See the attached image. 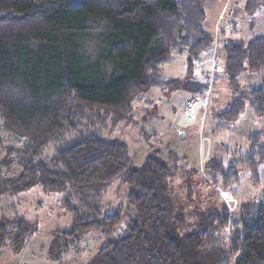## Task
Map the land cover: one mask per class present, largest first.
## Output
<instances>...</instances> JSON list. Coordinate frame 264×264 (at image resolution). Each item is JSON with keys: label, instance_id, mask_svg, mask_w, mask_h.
I'll return each instance as SVG.
<instances>
[{"label": "trees", "instance_id": "1", "mask_svg": "<svg viewBox=\"0 0 264 264\" xmlns=\"http://www.w3.org/2000/svg\"><path fill=\"white\" fill-rule=\"evenodd\" d=\"M205 3L0 0V117L8 130L27 137L24 151L31 155L11 189L41 185L47 191H70L62 204L72 222L54 231L47 251L51 259L60 261L70 243L94 230L107 240L92 264H196L205 254L214 264H264V200L240 205L239 228L225 245L218 233L227 214L212 207L191 222L178 211L168 163L176 153L167 149L164 159L156 150L135 164L123 138L78 131L89 112L117 123L152 86H181L182 78L164 79L159 68L174 51H187L190 67L193 58L212 47L213 35L204 27ZM262 9L264 0L245 1L248 13ZM224 60L231 80L244 70L264 69V32L228 40ZM246 105L264 117V82L244 87L218 114L230 122ZM142 131L148 139L157 135ZM70 132L76 135L66 138ZM247 142L245 165L256 173L264 161V139L253 133ZM49 143L52 156L34 159ZM223 165L215 160L212 169L224 183L236 180L237 170ZM117 176L130 187L127 207L101 214L97 200ZM124 212L127 233L112 236ZM30 232L20 216L4 219L0 247L9 243L20 251Z\"/></svg>", "mask_w": 264, "mask_h": 264}, {"label": "rangeland", "instance_id": "2", "mask_svg": "<svg viewBox=\"0 0 264 264\" xmlns=\"http://www.w3.org/2000/svg\"><path fill=\"white\" fill-rule=\"evenodd\" d=\"M245 1L206 0L204 27L213 35L212 47L193 58L190 67L187 51H174L159 68L164 79L182 78L181 86H152L133 101L130 113L117 123L111 118L100 121L96 113L89 112L78 125V131L94 130L106 138H123L135 164L156 150L164 159H168L167 149L176 153L178 157L169 158L168 163L173 173L172 198L178 211L191 222L212 207L227 214L218 233L225 245L234 239L235 228H239L240 205L264 200V161L257 165L256 173L245 165L249 135L258 133L264 139V117L247 105L230 122L218 114L244 87L264 82V69L244 70L231 80L225 68L224 45L228 40L264 32V9L248 13L244 10ZM90 39V46L95 47V36ZM189 98L197 102L190 112L186 109ZM143 129L157 135L148 139ZM74 135L70 132L66 138ZM26 140V136L8 130L0 117V221L18 215L31 225L20 251H13L9 243L0 247V264H92L98 248L107 240L94 230L82 234L79 243H70L60 261L47 253L54 231L67 228L72 222V213L62 204L69 189L47 191L41 185L20 191L11 189L24 160L31 156L24 151ZM52 154L53 145L49 143L34 159L46 160ZM215 160L223 162L225 170L233 166L237 179L224 183L221 174L212 169ZM129 189L122 176L114 178L97 200L100 213H110L116 207L125 210ZM72 200L78 202L76 198ZM127 225L128 215L124 212L111 235H125ZM202 258L196 264H214L208 254Z\"/></svg>", "mask_w": 264, "mask_h": 264}, {"label": "built area", "instance_id": "3", "mask_svg": "<svg viewBox=\"0 0 264 264\" xmlns=\"http://www.w3.org/2000/svg\"><path fill=\"white\" fill-rule=\"evenodd\" d=\"M191 98V97H190ZM188 99L186 109L188 112L192 111L194 108L197 107V102L194 99Z\"/></svg>", "mask_w": 264, "mask_h": 264}, {"label": "crops", "instance_id": "4", "mask_svg": "<svg viewBox=\"0 0 264 264\" xmlns=\"http://www.w3.org/2000/svg\"><path fill=\"white\" fill-rule=\"evenodd\" d=\"M187 103V102H186Z\"/></svg>", "mask_w": 264, "mask_h": 264}]
</instances>
